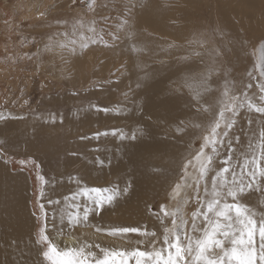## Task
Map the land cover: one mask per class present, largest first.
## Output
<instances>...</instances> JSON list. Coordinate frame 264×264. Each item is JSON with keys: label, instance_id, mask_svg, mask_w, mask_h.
<instances>
[{"label": "bare ground", "instance_id": "1", "mask_svg": "<svg viewBox=\"0 0 264 264\" xmlns=\"http://www.w3.org/2000/svg\"><path fill=\"white\" fill-rule=\"evenodd\" d=\"M133 4L130 0L125 2V7L131 9V14L128 12L127 16L132 21L123 23L127 27L126 32L121 31L122 41L118 51L109 53L110 60L115 53L120 54L112 67L121 62L126 65L125 73L110 83L114 88L111 92L113 96L101 103V108L109 111L105 113L95 108L82 110L77 130H68L59 139L60 146L65 150L59 158L60 171L80 152L83 163L74 171L80 176L73 180L66 177L67 172L47 173L54 179L53 201H60L49 207L48 215L53 224L50 231L55 234L53 242L58 247L90 246L97 256L103 255L102 248L131 251L148 247L147 243H137L144 240L137 233L113 236L106 231L98 232L97 227H138L145 232H155L156 236L150 237L149 243L156 240L157 246L162 245L164 228L159 216L150 212L151 205L164 199L170 204L178 203L180 189L176 183L182 177L184 165L193 153L192 145L197 139L192 136V131L203 129L213 113L219 114L221 107L232 96L237 98L238 103L245 96L253 99L257 87L251 79L239 76L238 72L246 67L247 38L264 32V0H144L141 5ZM140 10L150 11V16L143 19ZM142 24L149 27L147 34L145 29H141ZM106 58L109 59L108 55ZM111 70L107 79L116 73ZM232 81L235 83L233 87L228 84ZM220 88L224 89L223 93ZM221 94L222 104L219 101ZM254 101L260 103V100ZM198 114L199 122L193 126ZM239 114L228 138L232 140V154L235 155L232 168L237 179L240 178L245 157L251 158L249 145H255L259 153L258 133L264 127L261 114L246 108ZM249 121L252 123L249 124ZM185 125L189 126L185 128ZM6 128L0 131V144L5 146L3 135L9 129L15 140L7 146H12L14 152L24 151L50 162V153L60 147H53L52 144L50 147L46 143L44 148H37L25 130ZM113 129L129 137L136 133L139 138L121 140L119 132L115 136L111 134ZM97 132L109 134L97 139L94 138ZM77 133L83 138L72 140L71 137ZM96 142L99 147L95 146ZM224 142L227 143V139ZM228 154L227 149V157ZM3 156L7 157L6 154L0 155V162ZM98 161H103V165ZM17 165L14 162L13 167ZM195 169L191 167L190 173ZM244 172L246 174L247 169ZM231 179V173L227 174V180L231 182ZM129 181L132 182L129 193L119 197L113 205L105 206L100 214H91L86 225H68L66 216L62 215L63 210L68 208L75 212L76 209L69 205L79 204L82 211L83 206L89 204L82 195L72 201V194L79 193L82 188H123ZM191 182L189 190L196 180L192 178ZM28 191L29 181L25 175L9 174L0 167V264H41L40 250L32 237L35 219L30 215V209L34 210V205H28ZM201 193L206 205L211 197L205 195L204 189ZM228 201L231 203V198ZM262 201L264 184L260 185V190L254 187L241 200L257 210L261 208ZM198 209L203 210L202 204ZM205 223L202 216L196 220L198 228H203ZM191 228L192 224L188 226L187 233ZM200 234L199 231L193 233ZM119 258L117 256L115 260ZM124 259L127 264H135L131 257ZM120 260L116 264H120Z\"/></svg>", "mask_w": 264, "mask_h": 264}, {"label": "rangeland", "instance_id": "2", "mask_svg": "<svg viewBox=\"0 0 264 264\" xmlns=\"http://www.w3.org/2000/svg\"><path fill=\"white\" fill-rule=\"evenodd\" d=\"M127 1L91 0L93 6L90 8L88 0H0V116L4 117L0 119V131L6 127H12L21 132L25 130L37 148H44L46 143H49L50 147H52L50 144L58 147L61 136L68 130H77L78 120L83 115L82 110H90L93 108L92 105L101 108L102 102L110 100L114 89L110 83L115 78L117 80L126 70L125 62L112 67L113 62L120 58V54L115 53L110 60L111 54L109 53L118 51L122 41L121 31L126 32L127 27L123 23L128 20L132 21L127 16L128 8L125 7ZM130 1L137 6L141 5L144 0ZM140 11L143 19L150 16V11ZM141 27L145 29L146 34L150 31L147 25L142 24ZM246 41L245 51L248 55L244 65L246 67L238 74L247 76V79H251L256 86L264 83V75H261L260 67L262 57H264V49L261 47L264 45V32L256 34L255 37L250 38L249 36ZM84 44L87 47H82ZM111 69H114L116 73L107 79V75L112 73ZM222 84L225 83L222 82ZM228 84L235 85L233 81ZM223 90L220 88L219 91L223 93ZM260 95V89L256 87L253 100H259ZM222 99L221 94L219 97L221 104ZM53 115H55V122L52 120ZM218 115L214 112L208 124L202 126L203 129L192 131V136L197 139L195 145H192L193 153L186 161L188 167L185 169L184 165L182 177L176 183V186L180 185L178 203L170 204L164 199L161 202L156 200L155 205H151L150 212L159 216L163 221L161 224L163 228L172 227L173 217L164 216L161 206L169 213L179 209L177 219L179 220L182 216L187 221L184 225L187 233L188 226L192 224V214L201 204L198 197L201 198L205 183L208 189L211 188L212 176H207L205 181L200 183L198 193L196 182L192 189L189 190L188 186L191 185L192 178L195 180L198 177L196 161L193 158L200 151L204 137L210 135L211 127L215 124ZM225 115L226 117L231 116L230 113ZM239 116L240 114L237 117ZM198 120L199 114L195 116L193 126L194 123L199 122ZM186 122L189 123L187 120ZM187 126L189 125H185V128ZM223 131L222 124L221 128L217 129L218 140ZM206 133L209 134L206 135ZM3 136H5V146L0 144L2 146L0 155L6 154L7 157L3 156L0 167L7 170L9 174L14 172L25 175L29 181L28 205H34V210L29 209L30 215L35 219L32 237L36 240L39 228L46 224V234L53 241L55 234L50 231L53 224L51 216L48 215L50 207L48 200L55 199L54 179L47 173L67 172L66 177L78 178L80 175L74 174V171L83 163L81 154L79 152L78 156L68 163L63 171H60L59 158L65 151L62 146L55 148V151L50 153V156L48 155L50 162H47L24 151L14 152L12 146H7L13 144L15 140L9 129ZM80 138H83L80 133L71 137L72 140ZM95 146L99 147V143L96 142ZM218 149L220 154L214 165L217 170L224 166L221 162L227 158V143L218 144ZM204 151L210 153L211 148L206 147ZM234 158L235 155L232 154L231 167L232 163H235L232 160ZM29 159L34 161V164L25 166L19 164L20 160ZM190 160L192 163L189 164ZM14 162L19 165L13 167ZM191 167L196 168L192 173H190ZM186 170H188L187 173ZM37 172L48 182L45 187V196L39 203L37 197L40 182L36 178ZM211 173L215 175V172ZM3 175H6L5 171ZM179 175L180 172H178ZM40 204L44 205V212L47 213L46 219H39L41 217ZM38 248L40 250V246ZM59 248L71 247L62 245ZM119 260L120 258L116 259V262Z\"/></svg>", "mask_w": 264, "mask_h": 264}, {"label": "snow or ice", "instance_id": "3", "mask_svg": "<svg viewBox=\"0 0 264 264\" xmlns=\"http://www.w3.org/2000/svg\"><path fill=\"white\" fill-rule=\"evenodd\" d=\"M88 6L90 8L93 6L91 0H88ZM128 12L131 14V9ZM113 39H116V37H113ZM92 42L95 43V41ZM82 47H87V45L84 44ZM261 47L264 49V45ZM260 67L261 75H264V57H262ZM137 87H140L139 83H137ZM248 87L251 88L252 85L249 84ZM257 87L261 92L260 103H256L248 96H245L244 100L238 103L237 98L232 96L221 107L216 122L211 127L210 135L204 137V143L201 145L200 151L193 158L196 161L198 171V177L195 178L197 193L199 192L200 183L205 181L208 174L215 172V175L211 179V191L209 192L206 183L204 188L205 195L210 196L211 199H208L205 205L203 198L198 197L201 200L203 210L197 209L192 214L190 232L186 233L184 230L187 221L182 216L179 220L177 219L179 209L169 213L161 206V212H164V216L171 215L173 217L172 227L163 229L162 245L157 246L156 240H151L149 243V238L155 237L156 233L145 232L138 227L121 226L108 229L97 227L98 232L106 231L113 236L124 237L129 233H137L144 237L143 241H137V243L148 244L145 250L134 248L131 251H118L102 248L103 255L97 256L96 253L91 251L90 246L86 245L60 249L46 234L45 224L39 228L35 240V243L40 246L41 264H116L115 257L117 256L121 258L120 264H127L125 257L134 259L135 264H264V201L261 202L259 210L241 202L242 197L247 192H251L254 187L260 190V185L264 184V166H261L264 162V127H261L258 133L259 153L257 154L255 145H249L252 149V155L251 158L245 157L239 179H237L235 169L231 167L233 148L232 140L228 139L230 130L237 123L236 118L241 109L246 108L250 112L261 114V120L264 121V83L258 84ZM224 95L227 96L228 93L225 92ZM92 107L105 113L109 111V109L100 108L97 105H92ZM226 113H230L231 116L226 117ZM0 119H4V117L0 116ZM52 120L55 122V115L52 116ZM251 123L252 121H249V124ZM222 124L224 131L218 140L217 129L221 128ZM138 131L142 133V130ZM118 132L119 130L113 129L111 134L115 136ZM108 134V132H97L94 134V138L98 139L100 136H107ZM119 137L121 140L133 141L139 138L136 133L129 137L123 132H119ZM226 139L229 154L221 162L225 167L217 170L214 165L217 156L220 154L218 144L223 145ZM236 139L238 141V137ZM206 147L211 148L210 153H205L204 149ZM98 163L102 166L104 162L98 161ZM190 163L192 161H189ZM19 164L25 166L34 164V161L31 159L20 160ZM187 167L188 164H185V169ZM244 169H247L246 174ZM229 173L232 177L231 182L227 180V174ZM36 178L40 182L39 196L37 197L39 203L45 196V187L48 182L39 172H37ZM72 179L76 180L77 178L72 177ZM131 187L132 182L129 181L123 188H82L79 193L72 194L71 200L75 201L78 195H82L88 200L89 204L84 205L82 211L79 204L69 205L70 208H75L76 211L72 212L65 208L62 215L66 216L70 227L81 224L86 225L91 214H100L105 206H111L119 197L127 195ZM179 187L180 185H177V188ZM96 193L100 195H94ZM228 198H231V203H229ZM65 200L67 201L68 198H65ZM59 203L60 201L48 200L49 205ZM40 208L41 217L39 219H46L47 213L44 212V205L40 204ZM200 216L206 222L203 228H198L196 224V220ZM197 231L201 234L193 235ZM97 247L99 246L97 245Z\"/></svg>", "mask_w": 264, "mask_h": 264}]
</instances>
